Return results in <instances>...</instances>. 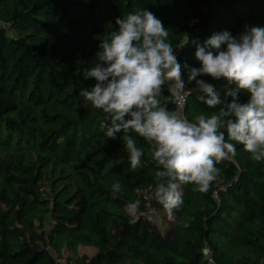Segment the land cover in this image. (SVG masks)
<instances>
[{
	"label": "trees",
	"instance_id": "obj_1",
	"mask_svg": "<svg viewBox=\"0 0 264 264\" xmlns=\"http://www.w3.org/2000/svg\"><path fill=\"white\" fill-rule=\"evenodd\" d=\"M139 9L168 29L189 90L197 88L189 70L202 66L197 44L264 27V0H0V264H64L49 250L64 245L97 250L77 264H264V161L230 141L236 156L216 165L221 176L207 192L180 186L183 203L166 239L150 217L166 210L153 198L150 145L131 133L144 151L133 170L123 133L108 139L107 114L79 96L96 83L83 70L118 29L115 19ZM196 80L212 84L222 103L209 108L193 91L184 111L190 122L231 102L226 93L235 88L225 78ZM166 86L159 99L176 111ZM248 99L239 93L240 103ZM116 182L122 191L113 198ZM136 200L145 215L132 224L126 206Z\"/></svg>",
	"mask_w": 264,
	"mask_h": 264
},
{
	"label": "clouds",
	"instance_id": "obj_2",
	"mask_svg": "<svg viewBox=\"0 0 264 264\" xmlns=\"http://www.w3.org/2000/svg\"><path fill=\"white\" fill-rule=\"evenodd\" d=\"M115 24L118 29L99 44L96 63L83 70L84 79L92 78L96 83L82 89L79 96L85 107L90 104L107 114L101 129H106L108 139L115 140L123 133L120 138L133 170L141 167L144 151L131 133L148 142L157 165L153 198L170 217L183 203L182 184L207 192L220 178L221 169L216 165L236 156V145L230 141L243 145L253 161H264V27L246 26L236 37L224 31L213 34L203 45L197 44L195 57L202 66L191 68L188 76L197 88L185 91L169 31L152 12L139 9L117 17ZM188 42L189 37L180 47ZM202 75L234 84L226 93L231 102L210 116L197 115L195 122L161 104L163 87L172 82L185 97L196 91L200 93L197 99L209 108L220 105L215 87L196 80ZM241 92L249 94L246 103L239 102ZM121 191L119 182L112 185L113 198ZM126 208L132 224L145 215L139 200Z\"/></svg>",
	"mask_w": 264,
	"mask_h": 264
},
{
	"label": "rangeland",
	"instance_id": "obj_3",
	"mask_svg": "<svg viewBox=\"0 0 264 264\" xmlns=\"http://www.w3.org/2000/svg\"><path fill=\"white\" fill-rule=\"evenodd\" d=\"M150 217L160 228L166 239L172 237L175 230V217L173 213H171L170 217L167 210H155L150 213ZM49 250L58 261L64 264H77L80 257L86 255L92 258L97 254L95 248L88 246H79L76 251L68 245L61 246V249L50 246Z\"/></svg>",
	"mask_w": 264,
	"mask_h": 264
},
{
	"label": "built area",
	"instance_id": "obj_4",
	"mask_svg": "<svg viewBox=\"0 0 264 264\" xmlns=\"http://www.w3.org/2000/svg\"><path fill=\"white\" fill-rule=\"evenodd\" d=\"M181 79L184 81L185 84V91L189 90V86L187 81L181 76ZM166 90L172 95L174 104L176 105V111L182 112V114L185 116V106L187 102V97L184 96L183 92L175 89L172 82H169L166 86Z\"/></svg>",
	"mask_w": 264,
	"mask_h": 264
}]
</instances>
